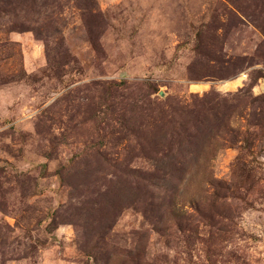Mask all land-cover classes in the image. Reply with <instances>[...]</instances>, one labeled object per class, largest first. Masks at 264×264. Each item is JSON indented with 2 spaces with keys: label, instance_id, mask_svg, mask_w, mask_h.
<instances>
[{
  "label": "rangeland",
  "instance_id": "obj_1",
  "mask_svg": "<svg viewBox=\"0 0 264 264\" xmlns=\"http://www.w3.org/2000/svg\"><path fill=\"white\" fill-rule=\"evenodd\" d=\"M0 264H264V0H0Z\"/></svg>",
  "mask_w": 264,
  "mask_h": 264
},
{
  "label": "bare ground",
  "instance_id": "obj_2",
  "mask_svg": "<svg viewBox=\"0 0 264 264\" xmlns=\"http://www.w3.org/2000/svg\"><path fill=\"white\" fill-rule=\"evenodd\" d=\"M235 85H236V82L231 83L232 87H234ZM194 87L196 88L197 86H194Z\"/></svg>",
  "mask_w": 264,
  "mask_h": 264
}]
</instances>
